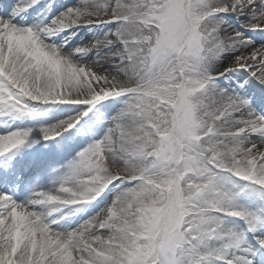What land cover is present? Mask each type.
<instances>
[{
	"label": "snow or ice",
	"instance_id": "snow-or-ice-1",
	"mask_svg": "<svg viewBox=\"0 0 264 264\" xmlns=\"http://www.w3.org/2000/svg\"><path fill=\"white\" fill-rule=\"evenodd\" d=\"M0 264H264V0H0Z\"/></svg>",
	"mask_w": 264,
	"mask_h": 264
},
{
	"label": "bare ground",
	"instance_id": "bare-ground-1",
	"mask_svg": "<svg viewBox=\"0 0 264 264\" xmlns=\"http://www.w3.org/2000/svg\"><path fill=\"white\" fill-rule=\"evenodd\" d=\"M58 1H60V2H58ZM70 2H71V0H65V1L56 0L57 5H59V4H68V3H70ZM59 115H61V113L58 112L57 110L53 109V110H52L51 112H49V113L47 114V116L44 117L43 119L53 120V119H56ZM18 194H19V193H18ZM23 194H26V191H25V193H23Z\"/></svg>",
	"mask_w": 264,
	"mask_h": 264
},
{
	"label": "rangeland",
	"instance_id": "rangeland-1",
	"mask_svg": "<svg viewBox=\"0 0 264 264\" xmlns=\"http://www.w3.org/2000/svg\"><path fill=\"white\" fill-rule=\"evenodd\" d=\"M61 1H65V0H61ZM58 2H60V1H58ZM64 114H67V113H64ZM64 114L59 115L57 118H63Z\"/></svg>",
	"mask_w": 264,
	"mask_h": 264
}]
</instances>
